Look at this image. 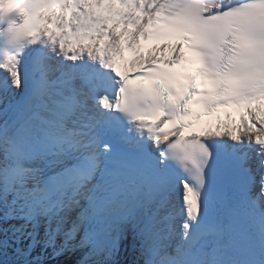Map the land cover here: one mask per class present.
Returning <instances> with one entry per match:
<instances>
[{
    "label": "snow or ice",
    "instance_id": "1",
    "mask_svg": "<svg viewBox=\"0 0 264 264\" xmlns=\"http://www.w3.org/2000/svg\"><path fill=\"white\" fill-rule=\"evenodd\" d=\"M46 257L264 264V0H0V264Z\"/></svg>",
    "mask_w": 264,
    "mask_h": 264
},
{
    "label": "bare ground",
    "instance_id": "2",
    "mask_svg": "<svg viewBox=\"0 0 264 264\" xmlns=\"http://www.w3.org/2000/svg\"><path fill=\"white\" fill-rule=\"evenodd\" d=\"M126 53H127V50L125 51V55H126ZM145 54H147V53H145ZM118 67H119V69H120L121 72L127 71V68L125 67V64H124L123 61H119L118 62ZM238 123H239V121L233 120V122H231L230 124H232L233 126H235V124H238ZM124 258L125 259H131V256L129 255V256L124 257Z\"/></svg>",
    "mask_w": 264,
    "mask_h": 264
},
{
    "label": "rangeland",
    "instance_id": "3",
    "mask_svg": "<svg viewBox=\"0 0 264 264\" xmlns=\"http://www.w3.org/2000/svg\"><path fill=\"white\" fill-rule=\"evenodd\" d=\"M39 251H40V250L37 249L36 252L33 253V255H36L37 252H39ZM50 252H51V249H49V253H50ZM68 258L70 259L71 257H68ZM123 258H124V257H123ZM45 259H46V264H55V261L51 260L50 257H46ZM56 259L59 260V259H63V258H56Z\"/></svg>",
    "mask_w": 264,
    "mask_h": 264
}]
</instances>
